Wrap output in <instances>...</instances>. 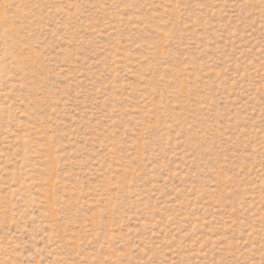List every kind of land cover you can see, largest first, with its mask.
Masks as SVG:
<instances>
[{
    "label": "rangeland",
    "instance_id": "374dc122",
    "mask_svg": "<svg viewBox=\"0 0 264 264\" xmlns=\"http://www.w3.org/2000/svg\"><path fill=\"white\" fill-rule=\"evenodd\" d=\"M0 264H264V0H0Z\"/></svg>",
    "mask_w": 264,
    "mask_h": 264
}]
</instances>
